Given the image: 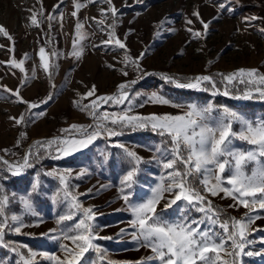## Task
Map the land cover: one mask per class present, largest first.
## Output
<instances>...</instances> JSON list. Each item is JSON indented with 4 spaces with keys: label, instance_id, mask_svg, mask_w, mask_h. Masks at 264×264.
<instances>
[{
    "label": "snow or ice",
    "instance_id": "snow-or-ice-1",
    "mask_svg": "<svg viewBox=\"0 0 264 264\" xmlns=\"http://www.w3.org/2000/svg\"><path fill=\"white\" fill-rule=\"evenodd\" d=\"M39 9H29L31 26L39 28L43 19H47L49 27L51 22L57 19L52 12L45 16L42 0H39ZM64 3L53 6L55 12ZM106 4V8H100V18L90 17L100 29L105 27L106 20L111 18L112 23L107 25V39L102 40L100 45L107 50H123L124 55L119 63L120 69L114 64L106 67L118 70L124 77L129 75L128 68L138 73L135 79L127 80L117 85L112 94H98L96 85L88 87L83 94L77 93L78 99L73 103L82 113L92 118L89 125L71 124L69 128L61 129L62 135L44 141L37 140L22 158L10 162L0 157V162L5 168L0 173L7 171L11 176H21L27 169L34 167L32 158L42 159L40 150L50 158L59 160L72 156L75 153L88 149L98 139H110L124 134V129L133 132L150 129L162 138L160 145L153 150L154 160L163 170L159 182L151 188V194L147 199L139 203H132L131 189L136 184V177L140 171V165L145 163L136 151L129 149L123 143H115L112 146L120 148L127 160V170L119 181V196L124 201L126 210L131 213L128 228L131 231L132 241L137 245L136 250L145 249L148 255L140 257L136 261L116 262L108 260L107 264H245V257H259L264 259V226L256 225V221L264 219V118H251L244 113L230 108L225 104L209 101L205 104L178 103L164 95L152 92L143 96L140 92L131 94L134 86L146 76L153 75L144 70L140 61L145 58V53L133 58L129 54L127 45L117 35L118 15H122L113 0H72L74 10L71 16L76 18L75 37L72 40V50L68 55L79 61L83 58L85 47L82 43L88 33L83 31L84 25L78 18L81 9L89 4ZM134 3H143V0H134ZM239 4V0H222L214 5L218 13L233 11L231 5ZM131 6V5H126ZM38 17L43 19H38ZM62 19V14L59 17ZM202 25V30H195L194 19ZM256 20H264V17L256 15L245 16L243 22L246 27H252ZM167 19L156 22L157 35L163 32ZM186 31L192 40L204 39L207 35L210 22L204 21L198 9L193 10L190 17L185 18ZM132 30L129 29V32ZM264 34V28L259 29ZM0 35L13 42L7 51L14 52V38L9 32L0 26ZM0 45V48H4ZM203 51V48L198 49ZM40 68L49 75L51 80L49 58L58 57L59 53L53 50L50 54L45 47L39 48ZM25 58L17 60L10 56L7 64L11 68L25 72ZM35 76V71L32 73ZM161 79L177 89H190L209 92L212 97L224 96L235 100L259 99L264 101V74L258 69L240 68L234 72L217 74L216 76L196 75L190 78H178L167 74H159ZM243 85V88H239ZM222 86V87H221ZM55 88V85H51ZM4 90L16 97V102L27 105L29 112L37 109L41 104H48L53 99L49 94L47 99L39 103L24 100L19 89L13 91ZM91 98V99H89ZM88 100V103H84ZM146 104L170 106L180 109L178 114L149 113L142 115L133 113V107H144ZM104 105L124 107L120 111H108ZM34 115H41L37 112ZM15 125L25 124L28 117L22 113L18 117H10ZM26 137V133H21ZM239 142V146H237ZM20 141H17L19 147ZM35 149V151H33ZM5 153L7 149L3 150ZM54 153V154H53ZM103 163H108L109 155L101 153ZM70 170L60 171L52 169L45 175L59 180L61 190L53 196V201L67 202L69 211L58 216L57 228L41 233L53 241H60L59 249L63 255L49 252H36L28 249L27 253L21 251V246L15 242L6 240L8 233L25 234L22 229L30 226H39L24 223L22 215L8 214V206L17 199L16 194L10 197L0 184V249H7L19 259L16 264H37V257L50 261L51 264H104V250L95 243L96 240H111L114 237L100 236L96 231L94 220L97 213L93 206L84 207L79 200V195L74 194L69 188L68 178ZM87 173L81 171L78 177ZM8 179L0 174V181ZM108 185H101L99 190L106 189ZM40 188L39 179H35L31 185V191L27 195L18 197L24 212L33 216L38 215L33 210L32 196L37 194ZM92 189L88 190L91 193ZM230 199L227 207L233 210L245 209L240 217L227 216L226 210L214 204V199ZM159 209V210H158ZM79 214V218L70 228H60L66 221H72ZM195 214V215H194ZM255 225V227H254ZM128 228H121L117 236L128 232ZM258 234V239L250 238ZM68 241L69 243H64ZM259 243L260 248L254 246ZM26 247V246H25ZM252 249V250H249ZM95 253L96 259L90 262L85 260L86 253ZM0 264L3 261L0 260Z\"/></svg>",
    "mask_w": 264,
    "mask_h": 264
},
{
    "label": "rangeland",
    "instance_id": "rangeland-1",
    "mask_svg": "<svg viewBox=\"0 0 264 264\" xmlns=\"http://www.w3.org/2000/svg\"><path fill=\"white\" fill-rule=\"evenodd\" d=\"M81 2L87 3V0ZM113 2L122 13L118 15L117 20L118 37L126 43L131 57L135 58L141 52L146 54L140 64L144 70L153 73L140 80L131 90V94L135 92L143 94L136 103L142 102L146 95L157 92L182 104L202 105L214 101L251 118H264L262 100H235L224 96L212 97L209 92L177 89L163 81L159 75L163 73L184 79L211 74L219 80L217 74H228L240 68H255L264 74V34L259 31L264 28V20L254 21L252 27H246L243 22L245 16L264 17V0H239V4L231 5L233 11L221 13H218L214 5L222 0H143V3H134V0H113ZM57 3L59 0H42L45 16L52 12L57 19L53 20L49 27L47 19L38 17L43 19V23L37 28L31 26L29 9H39L41 7L39 0H0V26H3L14 38V52L10 54L7 48L12 47L13 42L0 35V45L5 46L0 48V61L9 60L10 56L19 60L25 58L27 54L24 73L7 64H0V157L10 162L20 160L37 140L44 141L66 135L60 130L69 128L71 124L93 123L92 118L82 113L73 103L79 98L77 93L83 94L87 91L85 85L88 87L96 85L98 94H112L119 83L135 79L138 75L131 67L127 69L129 72L127 77L122 76L118 70L106 67L107 64H114L116 69H120L122 65L119 61L124 55L123 50H107L103 46L93 47L108 38L107 25L111 24L112 20L111 18L106 20L105 27L101 30L100 26L89 18L99 19V9L106 8V4H89L78 13V18L84 25L83 31L88 33V36L82 41L85 47L83 58L77 61L68 55L75 37L76 18L71 16L74 10L72 0H64L59 9L53 12V6ZM196 9L200 11L204 21L210 22L206 37L200 40H192L185 24V18L190 17L192 11ZM61 14L62 19L59 18ZM165 18L168 21L164 26L165 30L157 35L156 22ZM193 19L195 21V18ZM192 27L195 30H202V25L198 21H195ZM129 29L132 31L129 32ZM40 47H45L49 54L53 50L59 53L58 57L49 58L50 65H58V67H50L51 80L39 66ZM200 48H203V51H198ZM33 71H35L34 77ZM53 84L55 88L51 87ZM4 86L13 91L19 89L23 99L29 102L39 103L47 99L49 94L53 95V99L48 104H41L39 108L29 112L27 105L16 102V97L5 91ZM238 87L243 88V85ZM88 102V100L84 101V103ZM123 107V105L119 107L104 105L102 110L118 112ZM37 112L41 115H34ZM179 112L180 109L170 106L152 104L133 107L134 114L142 115ZM22 113L28 117L27 123L15 125L10 117H18ZM21 133H26V137H21ZM18 140L19 147L16 146ZM161 140L162 138L150 129L135 132L124 129L123 135L110 139L102 137L88 149L59 160L50 158L41 149L40 155L43 158L33 157L34 167L27 169L21 176H11L7 171L0 173L8 177L0 181L4 191L10 197L13 193L17 197L8 206V214L22 215L24 223L28 225L43 221L38 227L23 228L22 232L25 234L8 233L6 240L19 244L24 253L30 248L36 252L63 255L59 249L60 241L41 236V233L57 228L58 216L69 211L67 202L53 201V196L62 186L57 178L45 173L52 169L70 170L72 174L68 178L69 188L74 194H85L79 195L84 207L93 206L97 213L93 222L96 231L100 236L114 237L111 240L95 241L104 250V264H107L108 260L136 261L148 255L145 249L137 251V245L132 241L130 234L132 230L128 228V222L132 218L131 213L126 210L117 211L125 208L118 188L120 178L128 165L122 150L112 145L123 143L145 160V163L140 165L136 184L131 189L133 193L131 202L139 203L148 198L151 188L156 186L162 175L163 170L152 160L153 150L160 145ZM4 149L8 152L5 153ZM102 152L109 155L106 164L103 163ZM3 168L5 166L0 162V169ZM81 171H86L87 174L78 177L77 174ZM37 178L40 181V188L38 193L32 196V203L33 210L38 215L33 216L24 212L18 197L27 195ZM101 185L108 187L98 191ZM89 189H92L91 193H88ZM213 199L216 206L226 210L227 216L240 217L245 212L243 208L229 209L227 206L232 203L230 199L221 200L219 197ZM78 218L79 214L72 221H66L59 227L70 228ZM256 225L264 226V219L256 221ZM121 228H128V232L117 236ZM250 238L258 239V234ZM64 243L70 244L68 241ZM254 248L258 250L259 243ZM18 259L7 249H0V260L3 264H16ZM94 259H96L95 253L85 254V260L90 262ZM244 260L245 264H264V259L259 257H245ZM37 264H51V262L37 257ZM81 264H85V261H81Z\"/></svg>",
    "mask_w": 264,
    "mask_h": 264
}]
</instances>
